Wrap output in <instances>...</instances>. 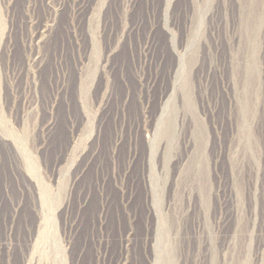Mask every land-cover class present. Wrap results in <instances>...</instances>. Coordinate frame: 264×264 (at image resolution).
Wrapping results in <instances>:
<instances>
[{
    "label": "rangeland",
    "instance_id": "obj_1",
    "mask_svg": "<svg viewBox=\"0 0 264 264\" xmlns=\"http://www.w3.org/2000/svg\"><path fill=\"white\" fill-rule=\"evenodd\" d=\"M37 240L264 264V0H0V264Z\"/></svg>",
    "mask_w": 264,
    "mask_h": 264
},
{
    "label": "bare ground",
    "instance_id": "obj_2",
    "mask_svg": "<svg viewBox=\"0 0 264 264\" xmlns=\"http://www.w3.org/2000/svg\"><path fill=\"white\" fill-rule=\"evenodd\" d=\"M37 204V203H36ZM42 222V221H41ZM102 223V222H101ZM35 225H36V223H35ZM34 225V226H35ZM39 229H40V225H39V227H38ZM37 230V226L36 227H34V230ZM38 233V239H40V236H41V234H40V232H37ZM30 237L32 238L33 237V233H31L30 234ZM38 240L35 242V244H28V246H27V248H29V251H28V259L25 257V254L23 255V258H22V263L23 264H39L40 263V260L39 261H37V259H36V257H35V250L37 249V247H38ZM41 257V256H40ZM41 259H43V258H41ZM43 262V261H42ZM43 264V263H42Z\"/></svg>",
    "mask_w": 264,
    "mask_h": 264
}]
</instances>
